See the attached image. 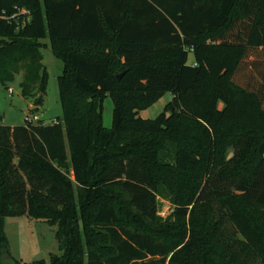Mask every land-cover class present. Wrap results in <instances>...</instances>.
<instances>
[{
    "label": "trees",
    "instance_id": "1",
    "mask_svg": "<svg viewBox=\"0 0 264 264\" xmlns=\"http://www.w3.org/2000/svg\"><path fill=\"white\" fill-rule=\"evenodd\" d=\"M45 39L62 122L0 126V264L22 216L59 251L28 264H264V0H0V82L35 106Z\"/></svg>",
    "mask_w": 264,
    "mask_h": 264
},
{
    "label": "rangeland",
    "instance_id": "2",
    "mask_svg": "<svg viewBox=\"0 0 264 264\" xmlns=\"http://www.w3.org/2000/svg\"><path fill=\"white\" fill-rule=\"evenodd\" d=\"M22 12H26L22 11ZM44 47L41 48V64L43 65L46 76L47 86L42 94V102L35 106V101L39 98L37 92L31 97H23L21 94L20 83L22 73L15 75L11 82L3 85L0 82V126H23L25 118L32 119L37 116L39 119L32 124H42L49 126L55 122H62V108L59 98V89L57 78L61 75L63 64L56 59L52 52L49 40H41ZM194 61L193 55L188 53V65ZM9 90L12 92L10 93ZM173 96L171 93H162L149 106L139 111L138 116L144 120H153L162 113L166 105L171 102ZM37 107L32 110V107ZM222 107V104H219ZM102 124L105 128H111L113 124V104L109 97L102 100L101 104ZM173 147L162 154L163 159L168 162V154H171ZM71 175V173H70ZM175 206L170 202L165 190L157 197V216L162 221L171 215ZM56 228L48 226L45 222L34 220L26 216L6 218L4 233L8 241V251L10 257L21 263H33L44 260L48 262L51 254H59L57 241L55 238ZM11 258L1 257L2 264H16Z\"/></svg>",
    "mask_w": 264,
    "mask_h": 264
},
{
    "label": "built area",
    "instance_id": "3",
    "mask_svg": "<svg viewBox=\"0 0 264 264\" xmlns=\"http://www.w3.org/2000/svg\"><path fill=\"white\" fill-rule=\"evenodd\" d=\"M9 92L11 93L12 91L9 90ZM24 121H25L24 124H32L33 121H34V122H37V121H38V118L35 117V116H34L32 119L26 117ZM56 123H57V122H55L54 124H56Z\"/></svg>",
    "mask_w": 264,
    "mask_h": 264
},
{
    "label": "crops",
    "instance_id": "4",
    "mask_svg": "<svg viewBox=\"0 0 264 264\" xmlns=\"http://www.w3.org/2000/svg\"><path fill=\"white\" fill-rule=\"evenodd\" d=\"M37 109V107H32V110H36ZM35 117H37V116H35ZM38 118V117H37ZM39 119V118H38ZM40 120V119H39Z\"/></svg>",
    "mask_w": 264,
    "mask_h": 264
},
{
    "label": "water",
    "instance_id": "5",
    "mask_svg": "<svg viewBox=\"0 0 264 264\" xmlns=\"http://www.w3.org/2000/svg\"><path fill=\"white\" fill-rule=\"evenodd\" d=\"M121 75H122V74L118 75V76H117V79H120ZM39 98H40V96H39ZM39 98H38V99H39Z\"/></svg>",
    "mask_w": 264,
    "mask_h": 264
}]
</instances>
